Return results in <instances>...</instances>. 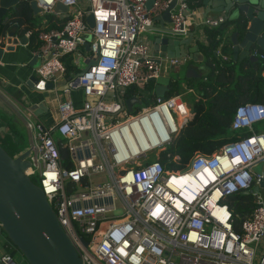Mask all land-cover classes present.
<instances>
[{
  "label": "built area",
  "instance_id": "1",
  "mask_svg": "<svg viewBox=\"0 0 264 264\" xmlns=\"http://www.w3.org/2000/svg\"><path fill=\"white\" fill-rule=\"evenodd\" d=\"M35 1L42 14L60 16L54 10L58 1L68 13L60 27L37 30L38 45L31 52L39 60L34 68L39 79L54 86L63 81L65 53L81 68L96 58L76 80L75 75L64 79L65 97L52 93L57 115L51 124L16 102L6 103L28 132L25 173L38 178L83 263L264 264V245H259L264 239V183L259 184V177L264 181V128L256 127L264 121V101L235 107L230 128L247 133H237L209 153L196 151L183 168L166 167L158 156L191 115L182 95L154 93L149 103L131 110L121 100L129 86L143 87L167 65L184 61L183 56H157L142 34L171 0H153L149 8L147 0ZM189 1L176 0L170 9L172 30L185 34L192 27ZM89 13L92 28L85 19ZM225 18H204L202 24L216 26ZM31 32H24L27 43ZM7 36L0 39L3 47ZM72 89L82 94L79 107ZM259 162L263 165L256 173ZM100 173L103 177H96ZM255 185L262 192H251V212L237 231L223 198ZM116 201L120 214L114 212ZM1 229L0 223V239ZM0 264L20 263L2 249Z\"/></svg>",
  "mask_w": 264,
  "mask_h": 264
},
{
  "label": "water",
  "instance_id": "2",
  "mask_svg": "<svg viewBox=\"0 0 264 264\" xmlns=\"http://www.w3.org/2000/svg\"><path fill=\"white\" fill-rule=\"evenodd\" d=\"M19 1L21 0H0V19L8 10L15 8ZM26 1L29 2L34 14L40 13V8L36 5L35 0ZM175 1L171 0L166 8L153 16L151 24L146 25V28L157 31V34L152 38L153 50L157 56H183L184 60L188 58L191 61L187 64L186 77L188 79H197L208 72L209 65L207 62L202 61V54L197 51V45H190L193 38L197 36L196 25L195 27H190L185 34L171 29L170 9L175 4ZM152 2L153 0H147V8L151 6ZM201 2L203 8L207 10H226L228 14L232 10H236V15L233 17L240 14L246 17L247 26L245 33L241 36L242 40L239 41L237 31H233L230 36L232 55L234 58L248 55L250 59L257 60V56L250 53V49L253 45H257L264 51V0H201ZM54 10L61 11L59 14L61 18L68 15L67 5L60 1L56 3ZM85 19L89 27L92 28L94 25L92 14H87ZM156 21H158V25L155 24ZM7 35L8 44L5 47L0 45V59H3L5 51L14 50L16 45H25L27 43L25 34H16V25L9 27ZM90 40L91 33H87L84 42L86 50L89 48ZM198 40V38H195V42H198ZM157 59L159 60V57ZM95 61L96 58L90 59L75 74L73 80H76ZM13 62L18 63V60L14 59ZM38 63L39 60L35 55L28 62L31 66ZM176 77L174 80H178V73ZM170 79V76L160 75L158 77L151 76L147 81H152L154 83L153 92L163 97L168 89L167 86ZM21 80H23L24 86L40 92L43 96H49L54 91H61L68 87L67 81L54 86L53 81L39 79L34 73H31L26 78L21 77ZM141 92L150 93L151 91L144 89ZM121 102L123 106L126 105L128 110L132 109V105L135 102L141 104L140 98L136 95L128 96L122 99ZM19 103L31 110L34 115L47 109L44 100L36 103L26 98ZM0 107L8 114H13V111L2 99H0ZM190 111L192 112L193 109L191 108ZM4 129L5 127L0 124V131ZM29 152L30 148L28 147L16 156H12L0 143L1 227L10 241L23 253L25 260L29 264H84L72 241L60 225L55 211L41 187L25 173V169L30 165ZM262 165V162L256 164L253 167L254 171L260 173ZM263 183V178L259 177V184L263 186ZM257 189L258 186L255 185L251 189H245L242 192L249 193ZM82 240L86 244L85 239L82 238Z\"/></svg>",
  "mask_w": 264,
  "mask_h": 264
},
{
  "label": "trees",
  "instance_id": "3",
  "mask_svg": "<svg viewBox=\"0 0 264 264\" xmlns=\"http://www.w3.org/2000/svg\"><path fill=\"white\" fill-rule=\"evenodd\" d=\"M196 0H194V3ZM197 2H200L197 0ZM44 20L37 23L34 18L33 10L26 0L19 1L15 8L8 10L0 19V38L3 37L10 26L16 25V32L19 35L25 31L31 30L28 41V47L34 49L38 45L36 39L37 30L48 27H60L65 18L56 16L53 13H45ZM233 31H237L241 37L246 30L247 19L243 14L236 17L227 16L219 25H203V30L207 33V42H200V49L206 54V62L209 65L208 72L202 79L198 80L192 86L200 91V98L192 100L190 103L193 111L189 117L188 123L183 126L177 134L174 135L172 142L167 146L166 151L170 155H166V151L161 153L158 158L165 164L166 167L183 168L189 161L190 157L196 152L209 153L217 148L222 142L233 138L237 133L245 134L247 130H233L230 128L232 112L235 107L242 102L247 101H264V75L261 74L264 69V56L257 60L244 59L248 70L244 73H237L229 64L228 61L221 60L214 53V48L218 45L220 39L218 34L223 32L225 27H229ZM264 35V33H263ZM228 41V43H227ZM230 44L228 37L223 48L225 49ZM257 46V45H254ZM258 47V46H257ZM263 51L260 47H258ZM84 50V46H82ZM264 53V51H263ZM65 64L64 77L72 78L79 70L80 66L75 64L70 53L62 55ZM229 65H227V64ZM225 64V65H224ZM151 83V82H148ZM133 87V86H132ZM130 88L126 94L139 93L136 88ZM183 91V87L177 80H171L168 84V89L165 92V97L177 94ZM145 104L149 100V96L142 94ZM11 118L12 115H11ZM6 115L1 114L0 124H6L3 131H0L2 139H6L10 144L20 146L17 142L16 120ZM264 126V122L257 124ZM1 145L12 155L26 148L16 147L8 149L2 143ZM176 155V158L173 157ZM37 182L35 179H33ZM232 209L233 219L232 225L235 230L241 231V220L246 217L252 208L253 196L250 193H231L223 198ZM7 243L5 249L11 252L16 246L10 241L9 237L1 229Z\"/></svg>",
  "mask_w": 264,
  "mask_h": 264
},
{
  "label": "crops",
  "instance_id": "4",
  "mask_svg": "<svg viewBox=\"0 0 264 264\" xmlns=\"http://www.w3.org/2000/svg\"><path fill=\"white\" fill-rule=\"evenodd\" d=\"M199 1L200 2H197V0H196L195 3H194V0L189 1V7H190L189 17H190V21L192 23L191 26L192 27H195V25L197 26V28H196L197 32L196 33H197V36L200 37V40H198V42H195L193 39V41H191L190 45H193V44L197 45V51L201 52V54H202V58H203L202 61L206 62V58H207L206 54L199 47L200 42H207L208 41L207 33L203 30V24H202L203 19L204 18H216L218 16L227 17L228 15H229V17H233L236 15V10H232L230 14H228V12L226 10H224V11L223 10L222 11H210V10L203 8L201 0H199ZM155 24L158 25L159 24L158 21H156ZM156 32L157 31H154L153 29H147V30L142 32V34L151 43V49L154 53H155V51L153 50L152 38L157 34ZM232 32H233V30H231V28L229 26V27H225L223 32L218 34L220 41H219L218 45L214 48L213 53L218 58H220L221 60H224V61H229L230 59H232L233 61L229 62V64L232 65L233 70H235L237 73H239L237 70H240V73H244L245 70L250 69V68H248V66L245 63H242V61L244 59H250L248 57V55H242L240 58L239 57L234 58L232 55V41H231V39H230V44L225 49L223 48L224 44L226 43L227 38L228 37L230 38ZM16 34H17V32H16ZM17 35H19V34H17ZM180 36L184 37L183 35H180ZM0 39H2L4 41V36L1 37ZM5 39L7 41V38H5ZM238 39H239V41L242 40L241 37H239ZM227 43H228V41H227ZM7 44H8V42H7ZM253 49L257 50L256 56H257V58H259L258 53L263 52V51H261L257 46L253 45L252 48L250 49V53H252ZM31 50L32 49H30L28 47V43H26L25 45L18 44V45H16L14 50L5 51V55H4L3 59H0V99H3V101L5 103H7L8 105H10L9 104L10 102H12V103L16 102V103H18L19 106L20 105L23 106L22 103H19V102L20 101L22 102L26 98H29L31 101H34V102L35 101L41 102L44 100L46 106L50 103H55L52 93L49 96L38 99V94L40 95V92H38L32 88H29L27 86H24L23 80H21V77L26 78L31 73H34V68H35L34 66H36V65L31 66L28 64V62L33 57ZM14 59H17L18 63H14L13 62ZM250 60H254V59H250ZM189 61H191V60H189L188 58H185L184 61L180 62L176 66H168L167 65L165 67V69H163V71L160 74L161 76H168V77L170 76L171 77L170 81L174 80V78H177L176 77L177 73L179 74L177 81L180 82V84L183 88L186 87V85H187V89L185 91H182V92L177 93V94L184 95L187 93H193L195 91V88L193 86H189L190 83L192 82V79L191 78L188 79L186 77V74H185L187 64ZM229 64H227V65H229ZM261 74L264 75V69L262 70ZM64 82H65L64 80L60 81L59 84L64 83ZM148 82H151V85H149ZM148 82L143 87H141L137 84H133L127 88V91H128L133 86L134 88L137 89V91H139V93H132L130 95H126L127 97L131 96V95H136L141 100V104L135 102L132 105V109L137 108V107H141V106H143V104H145V101L143 100L142 94L149 96V100L147 102L151 101L150 96H151V94H154V92H153L154 91V83L152 81H148ZM144 89L150 90L151 93L141 92ZM79 92H80V90H79ZM198 98H200L199 95L197 97H194V99H198ZM182 99H184V98H182ZM80 101H82L81 92H80ZM183 101L187 104V106L191 110L192 107H191L190 103L187 102L188 100L184 99ZM80 105H81V102L78 103L76 106L79 107ZM124 106L126 107V105H124ZM23 108H24L23 110H25L26 107L23 106ZM47 110L48 109L40 111L37 115H34V116L37 118H40L41 120H43L47 124H51L55 121L54 118L57 115V113H56V111H54V112H51L50 114H48L45 112ZM5 112L6 111H4L0 107V119H1V114L5 113ZM233 113H234V111L232 112V116H233ZM14 116L17 117L16 114ZM232 116H231V119H232ZM262 122H264V121H262ZM230 124H231V121H230ZM3 126L6 127V124H4ZM235 137H233V138H235ZM258 190H259V192H262V187L261 186L258 187ZM249 193L251 194V192H249ZM2 237L0 239V241H2V245L0 246V251H2V249L6 250L5 247H6L7 241L4 240V238H5L4 235Z\"/></svg>",
  "mask_w": 264,
  "mask_h": 264
},
{
  "label": "rangeland",
  "instance_id": "5",
  "mask_svg": "<svg viewBox=\"0 0 264 264\" xmlns=\"http://www.w3.org/2000/svg\"><path fill=\"white\" fill-rule=\"evenodd\" d=\"M36 15L34 20L39 23L40 21H43V18H44V15L42 13H37V14H34ZM229 62V61H228ZM231 62V61H230ZM239 73H240V70H237ZM236 72V71H235ZM65 79V77L63 78V80ZM202 79V77H199L197 79H192V82L190 83L189 86H192L193 84H195L198 80ZM149 85H151V83H149ZM187 89V85L186 87L183 88V91H185ZM61 93V96L62 98L65 97L64 94L59 91ZM200 96V91L198 89H195V91L193 93H187V94H184L182 95V98L184 99H187L189 103L192 102L193 98L194 97H197V96ZM43 97H46V96H43L41 93L40 95L38 94V99H41ZM72 98L74 99V102H75V105H77L78 103H80V92L78 89H72ZM183 99V100H184ZM21 109H24L23 106H21ZM47 111H45L46 113L50 114L51 112H54L56 111L57 113V104L56 103H50L47 105ZM3 114H6L8 115L10 118H11V115L13 118H11V120L15 119L17 122H16V130L18 129L19 133L15 132L16 133V137H17V140H18V144L20 146H15V145H12L9 143V141H6V139H2L0 138V143H2L4 146H6L8 149H14L16 147H20V148H28V132H27V129L26 127L24 126V124L22 123V121L18 118V117H15L14 114H8L7 112L3 113ZM260 128H264L263 125H260ZM58 134V133H56ZM2 134H0V137H1ZM103 173H100L98 174L96 177H100L102 178L103 177ZM32 179H35L37 182H38V178L36 176H33ZM115 213L117 214H120L122 212V208L120 206V204L118 203V201L115 202ZM2 245V241H0V246ZM260 247H262L264 245V239H262L259 243ZM11 253L13 255V257L20 263V264H27L26 263V260H23V253H21V251L17 248L13 249L11 247Z\"/></svg>",
  "mask_w": 264,
  "mask_h": 264
}]
</instances>
